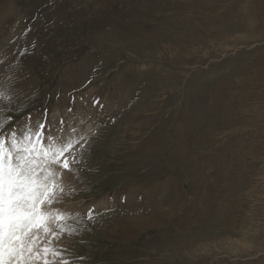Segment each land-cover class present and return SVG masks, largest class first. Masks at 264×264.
I'll list each match as a JSON object with an SVG mask.
<instances>
[{"label": "rangeland", "instance_id": "374dc122", "mask_svg": "<svg viewBox=\"0 0 264 264\" xmlns=\"http://www.w3.org/2000/svg\"><path fill=\"white\" fill-rule=\"evenodd\" d=\"M0 55L13 123L105 105L58 205L95 208L53 245L72 264H264V0H0Z\"/></svg>", "mask_w": 264, "mask_h": 264}, {"label": "snow or ice", "instance_id": "6c2138e0", "mask_svg": "<svg viewBox=\"0 0 264 264\" xmlns=\"http://www.w3.org/2000/svg\"><path fill=\"white\" fill-rule=\"evenodd\" d=\"M30 31L29 26L8 43L26 39ZM35 47L32 41L31 49ZM17 52L13 68L20 67L21 58L31 54L27 45H17L12 54ZM7 60V55H0V64ZM22 98L19 90L0 86V264H72L64 255L66 249L53 245L64 235L81 234L85 229L66 221L75 215L78 220L82 217L92 222L95 208L74 214L58 205L65 194V175L76 177L86 171L84 153L99 128L93 118L104 124L105 105L100 98L89 102L81 93L87 120L76 118L77 97L72 95L66 109L69 119L49 120L50 109L45 106L35 119L28 112L13 123L23 110L18 103Z\"/></svg>", "mask_w": 264, "mask_h": 264}, {"label": "bare ground", "instance_id": "6f19581e", "mask_svg": "<svg viewBox=\"0 0 264 264\" xmlns=\"http://www.w3.org/2000/svg\"><path fill=\"white\" fill-rule=\"evenodd\" d=\"M68 179H69V178H67L66 180H68ZM66 184H67V182H66ZM66 184H65V185H66ZM160 202H161V201H160ZM142 203H143V202H142ZM138 204H140V203H138ZM158 209H159V208H158ZM79 211H80V210H79ZM85 212H86V211H85ZM159 213H160V210H154L153 213L150 215V217L152 216L151 218H152V219H155V221L158 222V221L160 220L159 218H160L161 215H162V214H159ZM166 214H167V213H166ZM169 214H170V213H169ZM158 216H160V217L158 218ZM157 218H158V219H157ZM171 219H172V218H171ZM142 220H143V221L141 222V220H140V221L138 222V224H139L140 226L142 225L143 227H146V226L148 225V222H149V221H148L147 219H146V220H145V219H142ZM175 220H176V219H175ZM163 226H164V225H163Z\"/></svg>", "mask_w": 264, "mask_h": 264}]
</instances>
